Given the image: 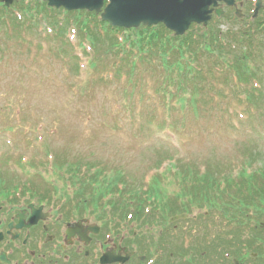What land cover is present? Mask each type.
<instances>
[{
    "label": "rangeland",
    "instance_id": "1",
    "mask_svg": "<svg viewBox=\"0 0 264 264\" xmlns=\"http://www.w3.org/2000/svg\"><path fill=\"white\" fill-rule=\"evenodd\" d=\"M230 26L220 28L225 33ZM88 43L76 42L62 53L61 42L38 35L0 41V176L7 185L33 181L31 188L64 201L76 197L96 173L99 180L121 174L128 182L125 189L140 187V192L157 177L173 200L166 222L185 212L175 197L181 181L174 175L183 166L197 174L211 168L232 178L243 170L264 171V95H255L254 102L231 76L224 85L215 73L218 84L206 89L196 110L182 96L166 99L160 90L165 73L151 63L137 61L134 75L111 77L120 52L88 49ZM124 195L135 199L129 190ZM199 219L168 228H176L185 247L203 236L195 225H206L210 232L221 226ZM161 227L154 223L147 230Z\"/></svg>",
    "mask_w": 264,
    "mask_h": 264
},
{
    "label": "trees",
    "instance_id": "2",
    "mask_svg": "<svg viewBox=\"0 0 264 264\" xmlns=\"http://www.w3.org/2000/svg\"><path fill=\"white\" fill-rule=\"evenodd\" d=\"M246 6L245 19L239 18L233 9L226 8L225 16H214L207 28L193 25L183 36H176L163 24L134 29L111 27L94 12L57 9L44 0H16L11 7L0 3V41L38 35L61 42L62 53L76 42L80 46L86 45L84 40L90 43L88 48L102 47L105 53L119 51L111 77L134 75L137 61L151 63L165 73L166 79L163 77L160 90L166 99L182 96L184 101L190 99V105L196 110L199 100H204L206 89H212L211 86H216L219 80L227 85L229 76L240 85L244 96L256 102L255 95H264V10L253 18L250 12L252 1ZM225 19L239 24V27L222 32L219 23ZM83 51L87 53L85 48ZM123 65L127 67L126 72ZM215 73L220 74L216 78L218 81ZM191 169L195 168L183 166L174 174L181 181L180 192L175 195L177 200L180 199L181 211L191 214L199 210L192 220L220 221L218 230L226 226L239 230L240 233L228 235L240 238L241 264L249 260L253 264H264V171L257 175V172L243 170L239 178H232L222 173L219 175L211 168L202 174ZM120 179L121 175L116 174L99 180V173H96L88 181L99 183L93 189H96L95 197L102 198L107 195L116 197ZM165 192L156 177L148 190L147 203L140 199L132 205L135 217L146 216L148 205L152 207V214L147 215L167 217L174 210L173 200L166 198ZM111 204L117 203L111 201ZM126 212L129 213V209ZM215 212H218L217 217L212 216ZM203 228L209 227L203 225ZM223 235L217 233L215 237L218 240ZM251 251L256 252L257 257H253Z\"/></svg>",
    "mask_w": 264,
    "mask_h": 264
},
{
    "label": "flooded vegetation",
    "instance_id": "3",
    "mask_svg": "<svg viewBox=\"0 0 264 264\" xmlns=\"http://www.w3.org/2000/svg\"><path fill=\"white\" fill-rule=\"evenodd\" d=\"M6 194L0 205V255L9 263L0 264H240L235 254L219 260L210 245L198 252L181 245L173 231L151 230V235L138 220L81 204L91 199L61 201L31 188Z\"/></svg>",
    "mask_w": 264,
    "mask_h": 264
},
{
    "label": "water",
    "instance_id": "4",
    "mask_svg": "<svg viewBox=\"0 0 264 264\" xmlns=\"http://www.w3.org/2000/svg\"><path fill=\"white\" fill-rule=\"evenodd\" d=\"M50 6L63 7L66 10L86 9L101 14L104 21L111 26L124 28L151 26L163 23L176 35L184 34L192 23L207 25L215 11L217 15L224 12L218 7L220 2L228 6L236 4V0H46ZM6 6H10L14 0H0ZM262 5L261 0L257 3L256 12ZM238 14L240 12L238 11ZM187 214H179L171 220L185 218ZM3 235L0 234V240ZM0 259L6 261L5 255Z\"/></svg>",
    "mask_w": 264,
    "mask_h": 264
}]
</instances>
